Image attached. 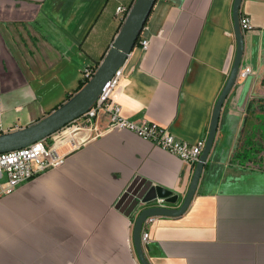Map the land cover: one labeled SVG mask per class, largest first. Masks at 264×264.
Returning a JSON list of instances; mask_svg holds the SVG:
<instances>
[{"label":"crops","instance_id":"obj_1","mask_svg":"<svg viewBox=\"0 0 264 264\" xmlns=\"http://www.w3.org/2000/svg\"><path fill=\"white\" fill-rule=\"evenodd\" d=\"M134 1L0 0V133L39 120L74 94L122 25L117 6ZM233 4L155 2L141 33L149 46L135 45L115 93L124 116L157 121L191 142L207 137L236 52ZM241 10L252 24L242 65L253 72L238 76L222 106L188 209L146 225L151 264H264V168L242 159L264 147V114L256 109L264 100V0H242ZM60 149L68 152L62 165L0 196V264H141L137 211L127 214L119 200L140 178L179 194L167 203L178 205L193 165L130 129Z\"/></svg>","mask_w":264,"mask_h":264},{"label":"water","instance_id":"obj_2","mask_svg":"<svg viewBox=\"0 0 264 264\" xmlns=\"http://www.w3.org/2000/svg\"><path fill=\"white\" fill-rule=\"evenodd\" d=\"M156 1L157 0H135L130 6L113 42L90 79L72 94V96L39 120L15 130L1 132L0 152L20 148L42 138H46L84 114L98 98L107 81L127 60L129 54L139 40ZM241 4L242 0H234L233 19L236 52L233 64L215 103L206 144L195 166L186 194L178 205L152 204V201L158 197H165L168 203H177L179 194H173L171 190L160 185H154L145 179L136 178L117 204L121 206L127 214H132L137 211L133 224V241L141 264H151L146 255L144 243L141 238L142 229L147 217L151 215L177 216L184 213L190 206L197 191L205 163L215 141L222 106L233 85L236 83L239 69L242 64L245 37L240 23ZM142 204L147 205L140 208Z\"/></svg>","mask_w":264,"mask_h":264},{"label":"built area","instance_id":"obj_3","mask_svg":"<svg viewBox=\"0 0 264 264\" xmlns=\"http://www.w3.org/2000/svg\"><path fill=\"white\" fill-rule=\"evenodd\" d=\"M129 9V6L120 4L117 6L116 12L124 19ZM240 23L243 31L252 26L249 16L243 13L242 10ZM137 43L146 49L149 46L150 39L140 35ZM251 72H253V69L250 65L243 66L241 64L238 76L246 77ZM123 74L122 65L104 85L92 106L80 117L72 120L46 138L20 148L0 152V196L11 192L21 182L32 178L41 171L62 165L68 152H63L60 149L61 145H68V151H72L80 147L90 137L114 129L133 130L190 162L193 169H195L207 137L204 136L196 142H191L179 138L168 126L157 121H140L124 116L121 111V104L115 97ZM83 75L91 77L93 69L90 66L85 68ZM102 119L106 120L105 127L98 125V121ZM167 203L165 197H158L152 201V204L158 205H166ZM156 217L153 215L148 216L144 223L141 234L144 244L151 239L150 230L146 225L153 222Z\"/></svg>","mask_w":264,"mask_h":264},{"label":"trees","instance_id":"obj_4","mask_svg":"<svg viewBox=\"0 0 264 264\" xmlns=\"http://www.w3.org/2000/svg\"><path fill=\"white\" fill-rule=\"evenodd\" d=\"M104 57V55L102 56V58ZM102 58L101 59H99L97 62H96V64L94 65V66H90L92 69H93V74H94V71L96 70V68L98 67V65H99V63H100V61L102 60ZM90 79V77H88V76H84L82 79H81V81H80V84H79V86H78V88H77V90L78 89H80L88 80ZM76 90V91H77ZM72 96V95H71ZM70 97V96H69ZM258 104H256L257 106V108L256 109H258L259 111H261L262 112V114H264V100H262V99H259L258 100ZM262 150V153H264V147H263V149H261ZM261 161L260 162H257V165H259L261 168H264V159H260Z\"/></svg>","mask_w":264,"mask_h":264},{"label":"rangeland","instance_id":"obj_5","mask_svg":"<svg viewBox=\"0 0 264 264\" xmlns=\"http://www.w3.org/2000/svg\"><path fill=\"white\" fill-rule=\"evenodd\" d=\"M259 135H260L258 137L259 140L262 141L264 144V131L259 132ZM247 136H248V133H246V135L244 136V141H246V139L248 138ZM260 151H261V149L255 150L253 152H250L249 155H247L246 153L245 154L243 153L244 155H243L242 159L245 160V162L247 164L257 165V161L259 160L258 155H259Z\"/></svg>","mask_w":264,"mask_h":264}]
</instances>
